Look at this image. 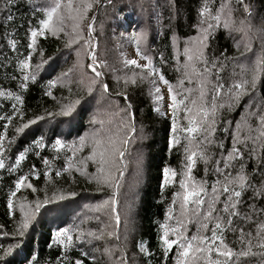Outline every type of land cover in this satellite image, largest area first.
<instances>
[{"label": "snow or ice", "instance_id": "snow-or-ice-1", "mask_svg": "<svg viewBox=\"0 0 264 264\" xmlns=\"http://www.w3.org/2000/svg\"><path fill=\"white\" fill-rule=\"evenodd\" d=\"M19 2L3 0L0 11L6 10L5 20L9 24L15 20L12 8ZM23 3L36 19V24H29L27 28L26 54L19 50V41L13 38L14 32L5 37L7 47L15 55L5 56V67L11 66L12 69L4 74V81L10 82L9 86L0 83V100L10 102L11 107L10 113L0 115V121H4L3 131H0V171L15 177L6 192L7 214L13 218L14 226L5 231L4 225H0V237L10 238L7 243H0V264H42L41 259L27 247L31 239L30 229L35 232L34 225L39 223L38 218H42V209L46 214L52 210L47 206L77 195L74 191L57 188L53 183L50 174L54 170V161L61 156L64 164L62 168L55 169L56 178L67 173L70 183H75V173L89 184L95 183L97 191L108 190L107 198L94 210L107 211L113 225H109L112 230L106 235L109 240H115V244L105 245L101 256L105 264H129L130 236L135 228L130 220L129 206L125 215V232L121 236L119 204L130 164V145L137 138L135 116L126 90L138 82L149 85L153 111L161 116H170L169 150L175 146L181 156L178 169L170 166L162 169V200L164 189L172 188L164 219L157 222L162 264H168L170 253H173L171 264H264V97L256 103V110H251L258 86L264 83V18L258 26L253 24L251 0L247 3L245 0H200L190 25L195 35L187 38L177 32L172 24L174 16L170 13L167 27L172 59L175 71L180 73L175 83L166 79L161 71L160 66L166 63L164 55L160 54L158 66L154 57L142 49L147 33H133L131 40L136 58L125 56L121 61L125 69L132 71L122 77L114 76L117 87L121 83L123 85L116 95L122 96L126 102L122 109L126 117L116 129L101 127L72 142L57 138L51 144V160L41 155L46 148L41 133L32 144L23 150L17 149L12 154L14 159L10 160L8 153L26 129L40 121L71 117L81 103L80 99L69 101L67 98H63L66 102H61L53 96L51 89L57 84L63 85L64 78L69 75L61 73L48 81L44 91V95L56 102V110L45 109L43 114L25 119L24 94L30 85L37 84L38 76L48 62L43 47L38 43L39 38L60 39L63 36L66 48L79 45L75 49L77 64L83 66L80 57L85 55L90 61L87 67L93 73L88 93L91 94L97 84L102 92L109 93L102 71L107 64L98 60L92 35L96 17L89 14L102 4L115 8L118 0H23ZM241 9V15L237 16ZM156 20L158 24L161 22L159 14ZM221 29L229 35L240 33L245 53H252L243 61L232 58L234 70L228 81L220 75L228 57L223 52L220 54L223 60L210 54L212 42ZM254 42L258 44L255 50ZM236 47L239 49V41ZM34 55L39 57L35 64L32 62ZM137 69L139 71H135ZM161 86L166 89V96ZM245 96L249 97L245 113L232 128V122L224 118V113L231 112ZM13 119L18 123L13 126V135L9 137L7 133ZM218 130L223 137H217ZM226 138H230L228 146ZM86 148L87 154L80 155ZM30 152L44 166V188H38L32 182L41 176L35 164L29 163L27 171L24 170V162ZM136 163L139 177L142 160L137 159ZM89 164L94 167L93 172L88 171ZM197 171L202 175L198 177ZM49 184L53 185L51 194L47 189ZM22 190H30L33 199L29 200L24 195L18 197ZM38 192H43L42 198L36 195ZM17 211L18 219L14 217ZM104 236L103 228L99 234L85 231L79 225L60 228L52 234L49 245L57 247L60 252L54 262L44 261V264H87L88 258L91 264H96L98 257L93 253L101 250L90 246L103 240ZM133 246L136 249L132 255L133 264H136L137 256L142 258V264H151L150 258L155 257V252L148 243L140 239ZM74 249L78 253L75 258L70 255Z\"/></svg>", "mask_w": 264, "mask_h": 264}, {"label": "trees", "instance_id": "trees-1", "mask_svg": "<svg viewBox=\"0 0 264 264\" xmlns=\"http://www.w3.org/2000/svg\"><path fill=\"white\" fill-rule=\"evenodd\" d=\"M143 0H118L115 8L111 6L101 5L94 8L89 14L95 15V24L93 37L96 43V55L99 61L105 63H112L113 60L110 59L112 54L107 55L109 50V41L113 46L115 44L114 39L110 35L111 24L115 21L116 11L129 14L135 22L138 19H148V21L155 22L154 16L151 14L155 9L157 14L161 17V22L156 26L154 30H149V35L147 37V48L150 50L151 55L154 57V63L159 65V56L162 53L165 57L166 63L161 67L162 73L165 78L170 82H176L177 72L175 71V61L172 59V48L170 46V33L168 30V17L170 13L174 16L172 24L175 26L177 32L184 38L188 36L195 35V30L190 27L195 19L196 10L199 7L200 0H155L152 5V12L149 16H145L141 12L139 3ZM249 2V0H245ZM253 4V10L257 13L258 25L261 18H264V0H251ZM255 3V6H254ZM0 6L3 8V0H0ZM145 7V6H144ZM122 9V10H121ZM146 10V7L144 8ZM242 12H238L236 15L240 16ZM7 12L2 11L0 14V83H3L6 87L9 86L10 82L4 81L5 72H11V66L7 68V61L5 56L14 57L13 53L6 43V36L14 32V37L19 41L18 48L22 52H27L24 47L26 45V32L29 24L35 26L36 19L32 18L31 12L28 10L27 5L20 0L12 8V15L15 20L9 24L5 20ZM39 13L36 14L39 17ZM104 22L103 25V21ZM14 25V27H13ZM136 33V25L134 32ZM132 33V35H133ZM107 40V41H106ZM38 43L43 47L45 53V59L48 62L43 66L42 71L38 76L37 84L30 85L29 90L24 94V109L26 112L25 119L35 114H43L45 109L55 111L57 104L52 100L51 97L44 95L47 83L49 80L55 79L60 76L61 73L67 72V69L74 65L77 61L75 49L79 48V45H73L72 48L65 47V38L61 36L60 39L54 37H48L47 39L39 38ZM153 46V50H151ZM258 48L256 42L253 43V49ZM224 53L228 57L225 60V68L221 71L220 75L225 80L228 81L231 73L234 70L235 61L232 58H237L243 61L245 56H251L252 53H245L244 47H239L237 49L236 43L232 40L231 36L224 32L222 29L216 34L215 41L212 42V49L210 54H215L221 60L224 58L220 55ZM243 53V55H242ZM84 61H82V67L88 72V76H93L91 69L87 67L90 63L89 59L85 55ZM51 57V59H48ZM39 57L33 56V64L38 62ZM67 68V69H66ZM107 68L102 69L104 71L103 80L109 86V93H104L99 87V84L94 86V91L89 94L87 91L88 83H77L71 82L69 84H57L56 87L52 88V94L61 100V102H66L63 98L67 100L80 99L81 103L77 105L75 112L71 117H56L51 121H40L36 125H32L29 129H26L24 133L20 134L16 139L15 144L12 146L9 155V159H14L13 153L17 152V149L23 150L24 147L32 144L35 139H38L43 134L45 138L46 148L41 152L42 156H45L49 160L52 159L53 152L51 151V144L55 139L60 138L66 142H72L78 140L81 136H84L89 128L87 126V109L85 106L93 105L94 98L100 94L105 103L108 101L119 103L125 107V100L122 96L116 95L118 90L123 88V85L117 87L116 80L114 76L122 77L125 74H130L131 69L122 68L117 71H107ZM237 72L239 69H235ZM135 71H139L138 69ZM14 90V89H13ZM71 90V91H69ZM149 85L144 82L136 86L129 85L126 94L128 96V102L132 104V112L135 116L136 129H144L149 138L144 143L138 142L134 147V143L130 145V155H129V168L125 175V179L121 188L119 211L120 215L126 213L130 206V219L134 224V234H131L129 243V264H133L132 255L136 251L134 242L136 240L143 239L148 243V246L152 251L155 252V257L150 258L151 264H162L161 253L158 247L157 240V228L158 223L164 219L166 204L171 198L172 188L164 189V199H161V183H162V169L165 166H170L173 168L180 167L181 156L177 152L176 147L173 146L169 150L168 141L170 139V116L164 117L152 109V100L148 94ZM103 94V95H102ZM264 97V83L258 86L255 93L254 99L252 101V111L256 110V103ZM249 102V97L245 96L238 106H236L231 112H225L224 118L231 121V127H235L236 121H239L241 116L245 113L246 105ZM0 104L3 105L0 108V115L11 112L10 102L0 100ZM122 108V109H123ZM121 109V110H122ZM122 117H126V113L123 112ZM104 122L106 127L114 129L116 124H120L115 120V117L111 112L104 113ZM4 121H0V131H3L2 125ZM18 123L17 119H13L12 125L9 126L7 135L11 137L13 135V126ZM71 124V125H70ZM219 127V126H218ZM217 137H223V133L219 130L217 131ZM230 143V138L225 139V144L228 146ZM140 149L143 154V177L136 187L130 186L128 183V175L131 171L133 165L132 152ZM88 149L86 148L84 153L80 155H86ZM135 155V153H134ZM136 159V156L133 157ZM137 160V159H136ZM31 164H35L37 169L41 171V176L39 179H33V183L38 188L45 187L43 172V164H41L40 159L34 156L31 152L29 153V158L24 162V170L27 171V167ZM64 164L63 156L60 159L54 161V170L50 174L53 179V183L57 188L65 189L67 191H74L77 193L75 197H71L68 200L62 201L56 205L47 206L51 211L42 209V218L39 219V223L34 225L35 232L31 233V239L27 242V247L34 254L41 259L42 264L44 261L54 262L57 258L60 249L55 246L49 247L52 243V234L63 227H71L79 225L85 231H94L99 234L101 228L105 231V236L103 240L95 241L92 248L99 247L100 252H94L97 254L96 264H105L104 257L101 256V252L105 245L115 244V240H109L106 233L112 230L109 225H113L110 220L109 215L106 210L102 212L91 210L95 204L97 205L102 200L106 199L108 196V190L97 191L95 183L89 184L83 177L78 174L73 173L75 178V183H70L67 173H63L60 178L55 177V169L62 168ZM89 172L94 171V167L89 164ZM198 177L202 175L201 172L197 171L195 173ZM14 176H10L7 172L0 171V225H4L5 231H10L14 226V220L7 214L6 207V192L8 187L11 185V181L14 180ZM49 194L53 191V185L49 184L47 186ZM18 197L21 195L27 196L29 200L33 199V195L30 190H22L21 193L17 194ZM39 197H43V192H38L36 194ZM128 196V197H127ZM87 205L88 209H84ZM98 213V214H97ZM16 219L19 218L18 211L14 213ZM123 222L120 223V233L123 237ZM194 231V228L191 229ZM229 241L232 240L231 235L228 237ZM10 238L0 237V243H7ZM101 244V245H99ZM73 255H78L76 250H73ZM173 253L169 254L168 264H171ZM87 264H91V259H87ZM136 264H142V258L137 256Z\"/></svg>", "mask_w": 264, "mask_h": 264}, {"label": "rangeland", "instance_id": "rangeland-1", "mask_svg": "<svg viewBox=\"0 0 264 264\" xmlns=\"http://www.w3.org/2000/svg\"><path fill=\"white\" fill-rule=\"evenodd\" d=\"M154 1L155 0H143L139 3L140 8L142 5L141 12L145 16H149V14L152 12V10H153L152 5L154 4ZM144 6L146 7V10H144V8H145ZM254 6H255V3H254ZM0 9H2L1 6H0ZM1 12L2 11H0V14H1ZM241 12H242V9H241ZM151 14L154 16L155 22L148 21V19H146V18L138 19V21L135 22V20L129 14L122 13L120 11H116L115 21H114V23L111 24V31H110V35L114 39L115 44L112 46L111 43L106 40L110 45L109 46L110 48L107 51V55L112 54L110 59L113 60L112 63H106L107 64L106 70L108 72L109 71H117L118 69L120 70L122 68L121 61H122L123 57L126 56L127 58H130V59L136 58L135 57V46L131 40L132 33L134 32L135 25H136V33H139L140 31H145L147 33V37H148L149 30H154L156 28V26H158V23L156 20L157 10L155 9V11H153ZM256 15H257V13L255 12V10H253V17H254L253 24L258 26V21H257ZM105 21L106 20L103 21V25H104ZM230 36L235 43L237 41H239L240 46L243 47L242 35L240 33H233ZM150 48H151V50H153V46H151ZM142 49L144 51H146L149 55H151L150 50L147 48V38L142 45ZM180 59H181V63H183V57L182 56ZM80 60L84 61V56L80 57ZM141 63H143V62L141 61ZM84 69L85 68H83L82 66H79L77 64V61H76L73 66H71L67 69V73H69V75L64 78V84H69L71 82L81 83L80 82L81 80H83V83L89 84V81L91 80L92 77L88 76V72ZM179 75H180V73L177 72L176 79L179 77ZM83 83H81V84H83ZM161 87H162V90L165 92V96H166V89H163V86H161ZM85 107L87 109V126L89 128V130L86 134H88L91 131H94L96 129H100L101 127H103L105 130L111 129L110 127H108V128L106 127V124L104 122V113L111 112L112 115L115 117V120L118 123H120L121 120L124 118V117H122L123 113L121 110L123 108V106L120 105L119 103H116V102L110 103L108 101V103H105V100L102 99L100 94H98L94 98V104L93 105H87ZM164 117L168 118L169 116L166 115ZM93 121H95V123H93ZM101 122H103L102 125H101ZM252 123L255 124V121L253 120ZM117 126H118V124H116V127ZM116 127L112 130H115ZM141 129L142 128H138L137 132L135 134L137 138L134 142V147L137 145L138 142L144 143L149 138L148 133L144 129H143V132L141 133ZM134 153H135V155H134ZM134 156H136V159L142 160V165H141V169H140L141 174L139 177L137 175V163H136L137 160L133 158ZM143 157L144 156H143L140 149H137L136 152L135 151L132 152L133 165H132L131 171L128 175V183L130 186L136 187V185L140 182L141 178L143 177V162H144ZM81 206H84V209H88L87 205H81ZM95 206H96V204H95ZM95 206H93L91 208V210L95 209ZM99 212H102V210ZM125 215H126V211L124 212L123 215L121 214V220L123 222V227H122L123 235L125 232ZM133 234H134V232L132 233V235ZM99 245H101V244H99ZM96 256H97V254H96Z\"/></svg>", "mask_w": 264, "mask_h": 264}]
</instances>
